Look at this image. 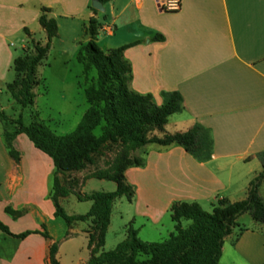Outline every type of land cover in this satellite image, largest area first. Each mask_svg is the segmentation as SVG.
<instances>
[{
    "label": "crops",
    "instance_id": "0c3cea01",
    "mask_svg": "<svg viewBox=\"0 0 264 264\" xmlns=\"http://www.w3.org/2000/svg\"><path fill=\"white\" fill-rule=\"evenodd\" d=\"M91 1L0 0V88L10 83L11 41L24 43V29L30 39L44 32L41 8L57 23L51 47L66 41L78 50L95 18L102 25L97 44L103 41L106 51L137 43L124 51L132 91L151 95L157 106L179 94L182 110L168 118L164 130L196 127L205 155L199 161L177 145L159 146L146 156L153 181L128 182L126 170L135 190L132 201L138 193L144 197L147 221L158 226L175 202L212 210L219 199H245L264 160V0H180L175 12L161 10V0H111L96 13ZM12 146L18 161L9 156L0 131V223L11 234L0 231V264H51L52 245L58 264H67V256L73 264H88L90 247L76 243L87 238L83 228L54 216L52 160L23 134ZM236 223L219 264H264V225L247 214ZM22 234L27 235L15 237Z\"/></svg>",
    "mask_w": 264,
    "mask_h": 264
},
{
    "label": "trees",
    "instance_id": "16d2710c",
    "mask_svg": "<svg viewBox=\"0 0 264 264\" xmlns=\"http://www.w3.org/2000/svg\"><path fill=\"white\" fill-rule=\"evenodd\" d=\"M98 1L105 5L111 0ZM89 9L96 13L93 8ZM48 13L49 9L41 8L38 18L45 33V43L30 39L24 29L31 47L25 46L23 54L14 58L12 63L14 79L6 85V92L21 110L34 103L33 89L41 83L36 74L37 67L46 58L52 40L57 36V23L48 17ZM101 26L95 18H90L86 29L88 41L79 44L77 50L76 60L82 66L84 78L90 70L95 71L96 78L84 89L89 107L74 130L64 136H56L42 122L24 125L20 113L14 121L15 130L2 132L8 154L18 161L12 142L23 134L35 149L52 160L55 169L51 195L54 216L61 218L67 226L89 220L97 225V236L87 233L91 251L88 264H219L224 239L232 234L240 216L247 214L254 222L264 225V201L258 194L264 182V160L261 171L248 184L245 199L236 202L219 199L210 213L195 202H175L169 208L173 231L167 240L143 242L138 238V230L130 224L124 241L112 251L103 250L113 203L121 198L130 203L134 197V188L126 182L125 172L129 168L143 167L144 159L137 152L155 144L160 147L177 145L199 161H203L205 155L197 143L196 127L175 133L164 130L168 118L182 110L179 94L167 95L165 101L157 106L151 95L132 91L131 66L124 58V51L137 43L104 52L97 44ZM6 121L9 117L0 112V122ZM97 128H100L99 136L94 133ZM112 146L118 150L109 170L98 171L92 178L113 182L116 189L109 193L78 195L79 201L91 203L90 209L84 215H67L59 204V198L69 193L59 187V176L84 170L93 163L94 156ZM184 221L189 222L187 227L182 225ZM0 231L11 235L1 223ZM56 250V245L49 249L51 264H58Z\"/></svg>",
    "mask_w": 264,
    "mask_h": 264
},
{
    "label": "rangeland",
    "instance_id": "374dc122",
    "mask_svg": "<svg viewBox=\"0 0 264 264\" xmlns=\"http://www.w3.org/2000/svg\"><path fill=\"white\" fill-rule=\"evenodd\" d=\"M32 38L40 44L45 43V34L41 30L35 32ZM84 43L80 42L79 44ZM10 44L14 58L23 54L21 46L31 47V41L28 38L25 39L24 43L13 40ZM98 46L102 51H106V45L103 41H100ZM76 54L77 48L66 41L56 43L50 48L46 58L37 67L36 74L41 83L33 89L35 98L32 106L21 110L6 92V87L0 88V112L9 117V121L0 122L1 132H13L16 128L14 121L20 113L24 125L27 126L35 121L42 122L56 136H64L74 130L85 110L89 107L84 96V89L92 84L96 78L94 70H90L86 79L84 78L82 66L76 60ZM9 78L10 82L14 79L12 67ZM167 129L170 132V126H167ZM94 133L99 136L100 128H97ZM158 149H160L159 146L152 144L137 152L138 156L143 157L145 165L140 168H130L126 174L128 182L153 181V178L150 179L151 175H149L145 162L147 161V154L151 155ZM117 150L116 146L104 149L94 156L93 163L84 170L59 176V187L69 193L66 197L59 198V201L64 199L61 206L66 213L84 215L88 212L91 203L79 201L78 195H88L93 192L109 193L116 189L113 182L98 180L92 176L98 171L109 170ZM258 194L264 201V182L259 187ZM136 196L137 199L130 203L125 198L117 199L113 203L109 226L104 234L103 250L105 252L114 250L117 244L125 240L126 229L130 224L138 230V238L143 242H163L168 239L169 234L173 231V223L169 214L160 216L161 223L158 226L150 224L146 219L148 211L140 200L143 195L138 193ZM237 196V198H242L243 195L238 194ZM202 209L207 213L211 212V207L208 205H202ZM156 213L158 212L156 211ZM182 225L187 227L189 222L184 221ZM77 227L78 229L82 227L86 236L87 233H93L97 236V225L90 220L77 222ZM76 243L89 245L88 238L85 236H81ZM62 260L67 264H73L70 256L65 257V260L63 257Z\"/></svg>",
    "mask_w": 264,
    "mask_h": 264
},
{
    "label": "built area",
    "instance_id": "2783aa9c",
    "mask_svg": "<svg viewBox=\"0 0 264 264\" xmlns=\"http://www.w3.org/2000/svg\"><path fill=\"white\" fill-rule=\"evenodd\" d=\"M159 7L163 11L175 12L180 8V0H161Z\"/></svg>",
    "mask_w": 264,
    "mask_h": 264
},
{
    "label": "water",
    "instance_id": "95a60500",
    "mask_svg": "<svg viewBox=\"0 0 264 264\" xmlns=\"http://www.w3.org/2000/svg\"><path fill=\"white\" fill-rule=\"evenodd\" d=\"M91 7L98 12H104V7L98 0H92Z\"/></svg>",
    "mask_w": 264,
    "mask_h": 264
}]
</instances>
